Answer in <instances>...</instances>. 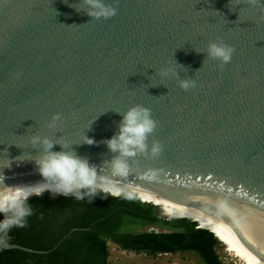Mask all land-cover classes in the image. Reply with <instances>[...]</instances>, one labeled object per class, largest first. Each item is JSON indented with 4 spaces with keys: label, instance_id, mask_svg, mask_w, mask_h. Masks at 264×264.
Here are the masks:
<instances>
[{
    "label": "water",
    "instance_id": "water-1",
    "mask_svg": "<svg viewBox=\"0 0 264 264\" xmlns=\"http://www.w3.org/2000/svg\"><path fill=\"white\" fill-rule=\"evenodd\" d=\"M72 5L84 7L82 0H0V172L12 160L3 169L6 183L42 179L34 162L15 160L38 152L29 148L33 132L70 143L86 132L99 142L117 131L116 111L143 104L157 120L148 143L159 141L162 151L129 158L128 174L112 177L118 194L106 195L170 194L174 213L158 211L160 217L193 220L205 209L264 262V10L247 0H117L116 16L91 20ZM212 40L235 47L223 68L197 52ZM175 60L195 88L156 75ZM57 112L63 122L47 128ZM73 147L100 166L113 155L104 143ZM101 171L112 176L108 164ZM156 173L173 194L159 188ZM199 181L231 216L197 200ZM6 249L49 252L0 234V253Z\"/></svg>",
    "mask_w": 264,
    "mask_h": 264
},
{
    "label": "trees",
    "instance_id": "trees-1",
    "mask_svg": "<svg viewBox=\"0 0 264 264\" xmlns=\"http://www.w3.org/2000/svg\"><path fill=\"white\" fill-rule=\"evenodd\" d=\"M135 194L122 189L119 196L101 193L105 198L97 196L92 202L50 194L30 198L34 214L25 228L9 231L10 242L49 252L6 249L0 264H122L109 261L110 242L154 256L192 251L202 264H224L217 252L221 241L213 232L187 218L166 220L153 205L160 196L154 193L147 203ZM127 219L144 221L150 229L123 230Z\"/></svg>",
    "mask_w": 264,
    "mask_h": 264
},
{
    "label": "clouds",
    "instance_id": "clouds-1",
    "mask_svg": "<svg viewBox=\"0 0 264 264\" xmlns=\"http://www.w3.org/2000/svg\"><path fill=\"white\" fill-rule=\"evenodd\" d=\"M82 2L83 8L74 5L72 7L86 13L92 18L91 20H107L116 16L119 11L117 0H82ZM247 2L264 10V0H247ZM197 52L206 53L205 60H215L223 68L232 61L235 47L223 40H212L208 42L205 50ZM184 68L185 65L175 60V65L156 69V75L160 78L177 79L180 88L187 91L196 87V81L190 77H181L180 72ZM116 112L122 116L117 131L110 138H104L99 142L94 137L88 136L86 132L80 143H70L67 139H61V136L33 132L29 137V148L38 149V152L36 154L29 152L28 156H25L24 152L15 157V160L34 162L42 179L34 183L7 184L3 169L11 168L12 160L9 159L10 163L0 172V234H6L13 228H25L28 225L29 218L34 214L30 203L31 197H42L45 192H49L50 198L62 195L76 200L90 198L92 202L97 196L105 198L101 193L118 194L114 191L112 177L128 174L129 158L139 154L152 156L160 154L162 145L159 141H153L151 145L148 143L149 137L157 128V120L148 106L134 104L126 111ZM63 120V113L57 112L51 115L45 126L49 129H57ZM91 126L87 129L90 130ZM84 143L88 145L104 143L113 154L112 158L105 159L102 166L91 163L73 147ZM56 145L60 146V150H54ZM104 164L110 166L112 176L102 173L101 168Z\"/></svg>",
    "mask_w": 264,
    "mask_h": 264
},
{
    "label": "bare ground",
    "instance_id": "bare-ground-1",
    "mask_svg": "<svg viewBox=\"0 0 264 264\" xmlns=\"http://www.w3.org/2000/svg\"><path fill=\"white\" fill-rule=\"evenodd\" d=\"M150 173V171H148ZM157 178L156 183H158L159 188L163 190V188L173 194V186L163 182L160 180L161 177H159V174L156 173ZM195 192L196 189H200L199 193L196 194L197 200H207L213 202L215 205L222 208L228 215L231 216L229 210L225 208L216 198L211 186L207 183H201L200 181L194 184ZM124 191V190H123ZM143 191V190H140ZM145 191V190H144ZM137 194L147 199L141 192L134 191ZM133 194V193H132ZM138 196V198H140ZM158 196V194H156ZM169 198L160 197L159 200H156V202H153L154 204L161 206L163 205V211L164 212H172L174 213V198L172 195L169 194ZM144 198H140L143 201H146ZM172 198V199H171ZM151 199V198H148ZM148 202V201H146ZM158 203V204H157ZM159 206V205H158ZM160 207V206H159ZM200 215L194 218L192 221L198 222L200 225V228L212 230L213 233L217 234L216 236L219 238V240L224 243L226 246L230 247V251L237 254L238 257L242 259L243 264H264L263 260L260 256L252 252L248 246L240 239L238 234L235 232V230L225 221H222L218 217H214L208 211L205 209H200ZM251 242V241H250Z\"/></svg>",
    "mask_w": 264,
    "mask_h": 264
},
{
    "label": "rangeland",
    "instance_id": "rangeland-1",
    "mask_svg": "<svg viewBox=\"0 0 264 264\" xmlns=\"http://www.w3.org/2000/svg\"><path fill=\"white\" fill-rule=\"evenodd\" d=\"M142 192L146 198L145 200H150L154 194L151 191H139ZM152 199V198H151ZM158 204V203H157ZM160 207L163 208V205ZM158 211H163V209ZM200 226V225H199ZM150 226L144 222L134 219H127L125 225L123 226V230H131V231H144L149 230ZM159 230V229H158ZM230 247L226 246L224 243L220 242V245L217 247V252L220 256V259L224 264H243L242 259L237 256L236 253L229 250ZM110 256L109 261L111 263H122V264H202L199 255L194 252H184V253H169V254H158L151 255L147 253H136L132 251L122 250L116 244L110 242L109 243Z\"/></svg>",
    "mask_w": 264,
    "mask_h": 264
},
{
    "label": "flooded vegetation",
    "instance_id": "flooded-vegetation-1",
    "mask_svg": "<svg viewBox=\"0 0 264 264\" xmlns=\"http://www.w3.org/2000/svg\"><path fill=\"white\" fill-rule=\"evenodd\" d=\"M3 235H5L7 238H9V241H10L9 231L6 234H3Z\"/></svg>",
    "mask_w": 264,
    "mask_h": 264
}]
</instances>
